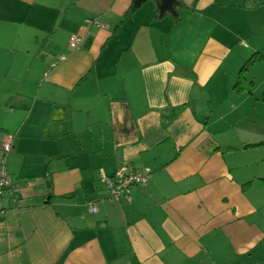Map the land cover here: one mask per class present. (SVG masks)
<instances>
[{"label":"crops","instance_id":"0c3cea01","mask_svg":"<svg viewBox=\"0 0 264 264\" xmlns=\"http://www.w3.org/2000/svg\"><path fill=\"white\" fill-rule=\"evenodd\" d=\"M132 1L0 0V264H264V0Z\"/></svg>","mask_w":264,"mask_h":264},{"label":"built area","instance_id":"2783aa9c","mask_svg":"<svg viewBox=\"0 0 264 264\" xmlns=\"http://www.w3.org/2000/svg\"><path fill=\"white\" fill-rule=\"evenodd\" d=\"M89 21V20H88ZM79 35L69 37V45L76 47L80 43ZM63 59V56H60ZM11 135H6L2 143L3 155L0 159V197L5 189L11 185V176L7 172L5 165V156L11 151ZM150 167L139 168L130 163H122L117 167L112 175L101 174V180L108 190V200H119L121 198L130 199L131 190L136 185H145L149 181ZM91 211H96V205H90ZM1 224V223H0Z\"/></svg>","mask_w":264,"mask_h":264},{"label":"water","instance_id":"95a60500","mask_svg":"<svg viewBox=\"0 0 264 264\" xmlns=\"http://www.w3.org/2000/svg\"><path fill=\"white\" fill-rule=\"evenodd\" d=\"M147 0H133L132 9L139 7ZM158 7V16H162L164 13L176 14V6L179 4L178 0H153Z\"/></svg>","mask_w":264,"mask_h":264},{"label":"rangeland","instance_id":"374dc122","mask_svg":"<svg viewBox=\"0 0 264 264\" xmlns=\"http://www.w3.org/2000/svg\"><path fill=\"white\" fill-rule=\"evenodd\" d=\"M145 3H151V1L149 2H145ZM262 76H264V72L262 73H259L258 75V81L261 82L262 79H260ZM264 78V77H262ZM262 93H264V89H261L258 91V97L260 99V103L262 102V99H264V95H262ZM261 105V104H260ZM258 120H257V128H258V131L261 133L262 131H264V106H259L258 108ZM246 121L244 120V122H241L240 125L244 126L246 125ZM258 155L260 156H264V146H260L259 147V150H258Z\"/></svg>","mask_w":264,"mask_h":264},{"label":"trees","instance_id":"16d2710c","mask_svg":"<svg viewBox=\"0 0 264 264\" xmlns=\"http://www.w3.org/2000/svg\"><path fill=\"white\" fill-rule=\"evenodd\" d=\"M156 12H158V7L156 6ZM261 57H257L256 59H259ZM253 60V57L249 58L247 61H246V64H244V66H242V68L240 69V76L242 74V72L244 71L245 67L247 66V64H249L251 61Z\"/></svg>","mask_w":264,"mask_h":264}]
</instances>
